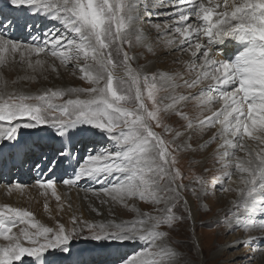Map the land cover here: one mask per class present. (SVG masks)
Segmentation results:
<instances>
[{
  "label": "snow or ice",
  "instance_id": "obj_1",
  "mask_svg": "<svg viewBox=\"0 0 264 264\" xmlns=\"http://www.w3.org/2000/svg\"><path fill=\"white\" fill-rule=\"evenodd\" d=\"M153 16L167 19L156 23ZM35 17L51 25L39 38H5L18 27L31 36L39 25L28 18ZM233 41L241 46L235 51L228 48ZM137 47L152 55L157 48L168 56L180 53L173 60L179 67L146 71L137 64L143 58ZM16 65L29 83L79 73L88 87L9 89L3 73ZM0 81V141L15 148L21 128L47 130L52 143L32 147L49 161L50 173L69 162L72 173L59 183L78 188L92 181L100 187L86 191L101 206L135 214L99 223L73 215L71 228L59 221L50 227L30 210L0 205V264L26 258L29 264H63L73 238L85 231L102 249L135 246L99 264H199L189 255L202 250L174 234L194 228L201 208L211 211L210 197L233 191L239 200L212 226L242 232L229 247L245 248L239 259L246 264L264 254V0H0ZM88 134L102 138L100 147L73 167L77 138ZM213 142L210 157L197 161ZM185 156L188 174L181 167ZM209 158L213 166L204 173L212 174H197L193 165ZM57 183L43 172L35 182L47 212L51 201L60 213L67 202ZM25 188L14 182L7 192L23 194ZM139 202L152 210L141 211Z\"/></svg>",
  "mask_w": 264,
  "mask_h": 264
},
{
  "label": "rangeland",
  "instance_id": "obj_2",
  "mask_svg": "<svg viewBox=\"0 0 264 264\" xmlns=\"http://www.w3.org/2000/svg\"><path fill=\"white\" fill-rule=\"evenodd\" d=\"M166 19H167V17H164V16H160V17L153 16L152 21L156 22V23H162ZM146 27H147V25H146ZM151 33L153 36L151 38H153L155 40L156 33H154V32H151ZM151 38H149V39H151ZM240 47L241 46L235 41L228 44V48L233 50V51L239 49ZM134 51L136 53H139L143 57L142 59L137 61V64L145 65L146 71L151 72V71H155L156 69H160L162 71H167L169 69H175V67L177 68V66L179 67V65L176 66V64L173 63V60L176 57H180V53H176L175 56H173V59H171L166 54L161 55L160 54L161 52L158 48L156 49L155 55H152L146 49L140 48V47L135 48ZM162 57H167V58L162 59ZM181 58L182 59L185 58V60H186L188 57L185 55ZM136 66L137 65H135V64L133 65V67H136ZM24 75H25V72H24L23 68H21L19 65H16L14 68L7 69L3 73L4 78L9 82V89H11L12 87H15V88L23 89L25 91H30L33 93H35L37 91V89H41L44 87H52L53 83H58V82H60V80L65 81V82L63 81L64 84H62L60 87H66V86L88 87V84L86 82H83L78 78L79 73L77 74V76H71L68 73H64L63 74L64 79H60V80L54 79L53 76L50 75L47 80H41L39 82H31V83H29L26 80L21 79ZM65 76H66V78H65ZM69 78L70 79L72 78V79L70 80ZM13 80H18L20 82L16 85H11V81H13ZM2 84H3V81H0V86H2ZM188 111H193V109L189 108ZM212 130L214 132L216 131V129H212ZM47 134H48L47 130L23 129V128H21L19 131L20 145L23 143H30L31 140H33V139L35 142H38L40 144L43 141H47L46 139H49V138H47ZM86 137L88 138V140L86 142L84 140L80 139L82 137L77 138V140L79 142L76 143L75 151H74V159L71 161V163H73L75 166H76V162L78 160H83V158H85L89 154V152L93 148L92 146L100 147V144L96 143L97 141L102 139L100 136H92L91 134H88ZM37 139H38V141H37ZM200 143H202V142H200ZM217 143L218 142H213L207 148V150L205 152L201 153L202 155H198L196 157V160L200 161L205 156L210 157V154L217 147ZM7 145H8L7 141H0V146H7ZM7 147H8L7 155L9 156L8 160L16 162L15 156L13 155V153H11L12 152L11 149L13 147H10V146H7ZM55 147H59V145H55ZM33 150L34 149H32V151ZM38 151L39 152L35 156L36 159L34 160V162H31L33 160L32 157H28V158L26 157V162L29 161V165L26 166V171L22 174V176L28 178L30 175H36V177L40 178L41 172H43V175L45 177H51L52 179L57 180L58 186L59 185L61 187L64 186L62 183H59V181H62L63 179L67 178L68 176H70V174L68 173V170H67V173L65 175H63V176H65V178H64L62 176V170L61 169L65 165H67L69 162L65 161V163L62 166L57 167L54 172L50 173L47 171L48 166H49V161L47 159H44V154H42L40 152V149H38ZM208 151H209V153H208ZM45 153L50 157L54 155V152L51 149H45ZM77 153H78V155H76ZM14 165L18 166L16 164H14ZM212 166H213V162L209 158L207 160H203V163L194 164L193 169L197 174H204V175L210 176L212 173H204V169L205 168H212ZM181 167L185 170V173L188 174L189 157L185 156L181 160ZM15 168L16 167H13L10 171L15 172V170H14ZM36 171H40V172L36 173ZM63 172H64V170H63ZM11 176H12V178L10 179L9 175H6L4 172H2V170L0 171V189L1 190H2V188L7 189V186L9 184L14 183V181H18L19 178L16 179L15 175L11 174ZM37 179L31 178L30 181L26 179V180H24L26 182H24V183L19 182V183H21L22 185H26V187H31V186L35 185V182ZM91 182L92 181L82 180L80 182V186L78 188L75 187V189H77L78 191L81 190L80 192L82 193V195L84 197L83 199H85V201L83 200V202H85V208L83 211L82 206H80L78 211H76L72 207V209H71L73 211L72 215H69V211H66V213H65V216L67 215L66 216L67 219H69V221H71V217L73 215H75L76 212H78L79 217H81L82 219L90 221V222H96V223L104 222L102 220L105 217H107V220H115L116 222L128 220V219H126V217L123 216V214H121L120 211L116 210L115 208L110 209L107 205H104L107 207V209L102 212L103 209H101V205H100L99 201L95 200L94 198H91V193L86 191L87 189H90V188L95 189V188L100 187L99 185H97L95 183H94V186L90 185ZM187 182L188 181L186 180L185 183H187ZM237 193L238 192L233 191V192L225 195V194H221L218 192L216 194V196L210 197L206 203L210 204L211 211H208L204 208H201L196 213V224H195L194 228L193 227H186L184 229L178 230L179 235L174 234V238L180 240L181 242H186V243H189L192 245H197V249H196L197 253H200L202 250V254H198L196 256L189 255L190 259H194V260L198 261L199 264H221V262H225V264H226L227 261H233L234 264H246V262H243L239 259V257L246 251V249L245 248L236 249V248H230L229 247L231 244L236 242L237 238L242 235V232L236 231V232H233L231 234H225V229L223 227L212 226L213 222L218 217L223 218L225 213L228 212L229 209L233 208L232 202L237 201L236 200ZM85 195H86V197H85ZM218 195H221V196L224 195L223 198L228 196L227 199L229 197H231L230 200L228 202H226L229 205V207H227L228 209L224 208L226 203H223L222 199L219 198ZM90 200H92V201H90ZM70 203L72 204L71 200H70ZM3 204H8L11 206L10 199H6L4 197V203ZM3 204H1V205H3ZM193 204H195V201H193ZM97 205L99 207H97ZM34 207H38V209L40 211H45L44 204L42 203L41 200L35 201ZM49 207L51 208L52 206H49ZM138 207L140 208L141 211H144V212H150L152 210L151 205L146 204L144 202H139ZM93 208H99L101 213H102L101 214L102 216L100 217L99 215H97V213L92 210ZM129 212L130 211L128 209L124 208L125 214H127ZM93 215H95L96 217H94ZM56 216L59 217V214H56ZM97 217H99V218H97ZM91 218H92V220H90ZM100 218H102V220ZM13 231L15 232V231H17V229H13ZM87 235H88V233L85 231L80 236L73 238L72 243L70 245V248L72 250V255L75 253L81 252V253L90 254L92 256L91 252H94V251L98 252L100 249H102V248L98 247V242L87 239L86 238ZM189 237H190V239H189ZM119 249L122 253L128 251V248H126V247L119 248ZM119 249H117V250H119ZM180 251L187 253L186 248H181ZM104 252H105V250L102 249L101 251L96 253V255L97 256L100 254L103 255V254H105ZM93 255H95V254H93ZM263 258H264V254L258 255L257 259L253 262V264H260V260ZM68 259H70V258H67L64 260V264H67L70 262V260L68 261ZM25 263L29 264V260L27 258L24 261V264Z\"/></svg>",
  "mask_w": 264,
  "mask_h": 264
},
{
  "label": "bare ground",
  "instance_id": "obj_3",
  "mask_svg": "<svg viewBox=\"0 0 264 264\" xmlns=\"http://www.w3.org/2000/svg\"><path fill=\"white\" fill-rule=\"evenodd\" d=\"M18 15L20 16L21 24H23L25 19H26L25 15L23 13H20ZM28 21L30 23H32L33 25H39V28L34 27L31 30V36L29 35L28 31H25L22 27H18L16 29V31L11 33V34L5 33V38H9V35H10L11 38H13V39L28 40L30 42L32 36H35V37L39 38V36H40L41 32L43 31V29L45 27H50L51 26L50 23L48 21L44 20L42 17L28 18ZM145 31H146V34H147L148 38L153 37L151 32L155 33L154 30L148 31L147 27H146V24H145ZM151 40H154V39L151 38ZM158 49L160 50L161 53L160 52L159 53L161 55L165 54V52L162 49H160V48H158ZM169 57L171 59H173V56H169ZM165 58H167V57H162V59H165ZM65 78H66V76H65ZM63 81L60 80V82L53 83V84H55L57 87H60L62 84H64L65 81L64 82ZM213 132H214L213 130H210L208 133H206L202 137L200 142L203 143L204 141L208 140ZM48 135L49 134H47V138H49ZM85 137L86 136H84V137H82L80 139L84 140L86 142L88 140V138L87 137L85 138ZM46 140L47 141H43L40 144L43 145V144H51L52 143L49 139H46ZM37 141H38V139H37ZM36 143H38V142H35L34 139H33V140H31L30 143H23L21 145L20 144L17 145L15 148L13 147L11 149V151H12L11 153H13V155L15 156L16 162L8 160L9 159V156L7 155L8 147L7 146H0V148H2V151H0V161H1L0 162V171L2 170V172H4L6 175H9L10 179L12 178L11 174L15 175L16 179L19 178L18 181H14V182L24 183V182H26V181H24L26 179L29 180V181H30L31 178L37 179L38 177H36V175H30L28 178L22 176V174L26 171V166L29 165V161L26 162V157L27 158L28 157H32L33 160L31 162H34V160L36 159L35 156L39 152L38 148H33L32 147ZM92 147H94V146H92ZM32 149H34V150L32 151ZM25 153H27V155H25ZM208 153H209V151H208ZM14 164H16L18 166H15ZM71 164H72L73 167H75V165L73 163H71ZM68 165H69V163L67 165H65L61 169L62 170V176L66 174L65 168H67L68 173L71 175L72 167H69ZM13 167L17 168V169L16 168L14 169L15 172H11L10 171ZM63 170H64V172H63ZM39 172L40 171H36V173H39ZM63 177L65 178V176H63ZM90 185L94 186V183L91 182ZM57 191H58V194H61L62 198H64L67 202H70V200L72 201V204L70 203L71 204V208L68 207V203L67 202L65 203L64 210H63L62 213L57 211L56 202L54 200L51 201V203L49 205V206H52L51 207V209H52L51 212H47L46 210L45 211H40L38 209V207H34L35 201L41 200L43 204L45 202L44 198L40 194V191L38 190V188L35 185H33L31 187H26L23 194L16 193V192L8 193L7 189L2 188V190L0 191V205L4 203V197H5L6 199H10L11 206L22 207V208H25L27 210L32 211L34 213L36 219L41 221L42 223H44L47 226H50V227L55 226L56 221H59L60 223L65 224L66 227L71 228L72 225H71L69 219H67V217H66L67 215L65 216V213H66V211H69V215H72V213H73V211L71 210L72 207H73L74 210L78 211L80 206H82V210L84 211L85 202H83V200L85 201V199H83L84 197H83L82 193L80 192L81 190L78 191L77 189H75V187L68 188L67 186H62L61 187L60 185L59 186L57 185ZM218 196H219V198L222 199L223 203L228 202L230 200V198H231V197H229L227 199L228 196L223 198L224 195L223 196L218 195ZM85 197H86V195H85ZM236 200L237 201L239 200V193H237ZM90 201H92V200H90ZM226 204H225L224 208L228 209L227 207H229V205L228 204L226 205ZM97 207H99V206L97 205ZM101 209H103L102 210V212H103V211H105L107 209V207L106 206H101ZM115 209L120 211L121 214H123V216L126 217V219H128V220L133 219L134 216H135V214L132 213V212H129V213L125 214L123 206H116ZM56 214H59L60 218L58 216H56ZM75 215L79 216L78 212H76ZM93 216L96 217L95 215H93ZM99 216L101 217L102 215H99ZM97 218H99V217H97ZM100 219L102 220V218H100ZM90 220H92V218ZM102 221H107V217H105ZM20 227H22V225ZM0 243H2V241H0ZM124 247L128 248V251L127 252H123V253H131L135 246L134 245H126ZM101 250L102 249H100L99 251H101ZM103 250H105V252H104L105 254H103V255L100 254L98 256L96 255V253H98L99 251L98 252H95V251L91 252L92 256L90 254L81 253V252L75 253V254L71 255L70 257H68V258H70V259H68V261L70 260V262L67 263V264H77V262H79V264H99V262H101V261H105V260L111 261V260L115 259L117 255L122 254L120 249L117 250L116 248H108V249H103ZM93 254H95V255H93ZM263 263H264V258L260 260V264H263ZM63 264H64V261H63Z\"/></svg>",
  "mask_w": 264,
  "mask_h": 264
}]
</instances>
